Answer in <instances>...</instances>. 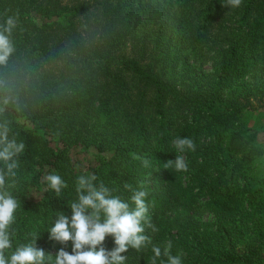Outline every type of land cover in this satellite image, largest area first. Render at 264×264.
I'll return each instance as SVG.
<instances>
[{
  "label": "trees",
  "instance_id": "trees-1",
  "mask_svg": "<svg viewBox=\"0 0 264 264\" xmlns=\"http://www.w3.org/2000/svg\"><path fill=\"white\" fill-rule=\"evenodd\" d=\"M225 4L0 0V32L15 21L4 33L12 52L0 63V125L25 144L15 177H6L19 203L7 258L35 240L54 264L62 245L50 228L57 213L71 217L78 175L95 174L129 203L125 182L148 193L159 230L146 229L152 245L129 248L126 264H151L152 246L163 253L169 241L182 264H264V230L255 232L264 221V145L244 120L264 103V0ZM177 137L193 139L195 151L177 152ZM78 150L91 157L79 161ZM176 155L188 171L164 168ZM51 172L68 185L61 196L47 186ZM210 211L215 230L200 218ZM104 246L112 250L114 238Z\"/></svg>",
  "mask_w": 264,
  "mask_h": 264
},
{
  "label": "clouds",
  "instance_id": "clouds-1",
  "mask_svg": "<svg viewBox=\"0 0 264 264\" xmlns=\"http://www.w3.org/2000/svg\"><path fill=\"white\" fill-rule=\"evenodd\" d=\"M242 0H226V7L238 8ZM15 27L12 18L7 20V26L0 32V63L7 60L12 47L5 32L11 33ZM7 103V101H5ZM10 128L0 125V162L4 169H0V264H46V253L43 248L37 247L35 240L32 243L19 246L12 252L10 258L5 256V250L12 248V225L16 222V212L19 203L9 188L6 177H15L18 168V157L23 153L25 144L17 142L15 137L9 138ZM173 146L179 153L186 150L195 151L196 145L191 138L173 140ZM142 161L143 167H150L151 162L146 158L134 157ZM174 167L178 172L188 171V165L182 155H176L175 160H169L164 168ZM47 186L57 196H61L67 188L66 181L56 172L45 177ZM95 174H81L76 179V199L69 202L71 217L63 212L57 213L54 226L50 228L49 239L62 245L55 256L54 264H126L127 257L123 255L129 248L137 250L148 248L152 239L145 234L146 229L153 233L159 229L149 217V205L146 202L148 193L144 190L133 189L128 182L124 188L132 191L131 203L114 196L110 188L103 182L95 183ZM134 205V207L132 206ZM114 238L115 247L106 249V237ZM69 242L72 252L65 249ZM172 243L169 241L163 253L158 246H152L154 256L151 264H157L162 255L167 257V264H182L179 255L171 254Z\"/></svg>",
  "mask_w": 264,
  "mask_h": 264
},
{
  "label": "rangeland",
  "instance_id": "rangeland-1",
  "mask_svg": "<svg viewBox=\"0 0 264 264\" xmlns=\"http://www.w3.org/2000/svg\"><path fill=\"white\" fill-rule=\"evenodd\" d=\"M209 69V68H208ZM246 126L249 127L251 130L258 131L260 134V143L264 145V103H258L256 105V108L252 111H249L246 113L244 117ZM91 155H87L82 150H78L76 154L74 155V158L78 159L79 161H86L87 157ZM262 167H260L262 170H264V159H262L261 163ZM259 164V166H260ZM150 211V208H149ZM200 218L202 222L206 225V228L210 230H215L216 226V216L214 212H204L200 215ZM248 225L254 224L251 219L248 220ZM260 229H255V232L263 229L264 230V221H262V224L259 226ZM264 240V239H263Z\"/></svg>",
  "mask_w": 264,
  "mask_h": 264
}]
</instances>
